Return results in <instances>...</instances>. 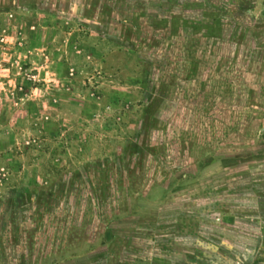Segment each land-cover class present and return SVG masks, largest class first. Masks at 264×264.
<instances>
[{
  "label": "rangeland",
  "instance_id": "1",
  "mask_svg": "<svg viewBox=\"0 0 264 264\" xmlns=\"http://www.w3.org/2000/svg\"><path fill=\"white\" fill-rule=\"evenodd\" d=\"M0 264H264V0H0Z\"/></svg>",
  "mask_w": 264,
  "mask_h": 264
}]
</instances>
